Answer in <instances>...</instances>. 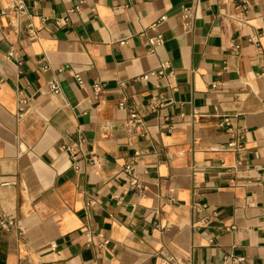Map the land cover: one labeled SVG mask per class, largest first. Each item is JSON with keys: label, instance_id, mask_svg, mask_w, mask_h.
<instances>
[{"label": "crops", "instance_id": "1", "mask_svg": "<svg viewBox=\"0 0 264 264\" xmlns=\"http://www.w3.org/2000/svg\"><path fill=\"white\" fill-rule=\"evenodd\" d=\"M161 62L169 77L141 79ZM78 135L74 168L60 144ZM3 216L0 264H264V0H27L19 23L0 16Z\"/></svg>", "mask_w": 264, "mask_h": 264}, {"label": "built area", "instance_id": "2", "mask_svg": "<svg viewBox=\"0 0 264 264\" xmlns=\"http://www.w3.org/2000/svg\"><path fill=\"white\" fill-rule=\"evenodd\" d=\"M232 1V0H230ZM81 2L76 5L71 11L73 12H80L81 11ZM27 15V0H8V7L6 9H0V16L9 18L14 20L15 22L19 23L20 19ZM66 21L65 19L59 20L56 22L57 26H61L63 22ZM163 42V38L161 36H157L155 38H149L148 44L151 46H155L157 44H160ZM13 56V52L10 51L8 53V57ZM170 68V65L168 62H161L156 69H153L141 76V79L143 80H149L151 78H162V77H169L170 71H168ZM74 77L78 84H83V79L80 76V74H74ZM48 87L50 89V92L52 94H59L61 91L60 85L57 80L53 79L48 82ZM93 92L95 95H98L101 91V83L99 81H94L92 84ZM21 104H26L24 100H21ZM165 104V98L162 94H156L151 99V109L153 111H157L158 109L162 108ZM121 107H125L124 102H121L119 104ZM25 107L22 108L21 114H24ZM141 118L137 112H132L129 117V124L135 125L136 122H140ZM231 122L229 117H225L221 123V126L227 127L228 131H232L231 128ZM241 135L236 134L233 137L232 142L229 143L228 150L239 152L241 149ZM85 145V139L82 137V135H78L76 140L71 143H61L60 144V150L62 152H65L69 155L72 166L74 168H77V162L81 156V153L83 151V147ZM138 156V154H137ZM126 170L129 172L133 171V166L128 165L126 167ZM131 184L138 186V181L136 179L132 180ZM15 225L14 220L8 219L5 216L0 218V231H9L11 228H13ZM93 238V233H90L88 235V240L91 241ZM224 261L226 264H244L245 260L242 257L235 256L233 254H226L224 256Z\"/></svg>", "mask_w": 264, "mask_h": 264}]
</instances>
